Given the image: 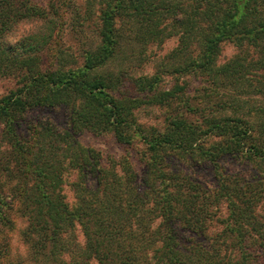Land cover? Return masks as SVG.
<instances>
[{
	"label": "trees",
	"instance_id": "16d2710c",
	"mask_svg": "<svg viewBox=\"0 0 264 264\" xmlns=\"http://www.w3.org/2000/svg\"><path fill=\"white\" fill-rule=\"evenodd\" d=\"M80 2L96 41L69 53L54 46V1L0 0V77L16 80L0 96V264H262L264 105L249 96L264 95V0ZM26 18L47 33L6 45ZM169 37L177 43L152 74L129 72ZM224 42L237 51L219 62ZM166 71L201 87L162 88ZM39 107L66 108V124L27 119ZM146 107L166 110L161 126L138 120ZM81 130L138 143L141 171L128 154L104 159L79 142ZM235 155L258 169L253 180L224 172L220 160ZM172 159L210 165L215 187Z\"/></svg>",
	"mask_w": 264,
	"mask_h": 264
},
{
	"label": "rangeland",
	"instance_id": "374dc122",
	"mask_svg": "<svg viewBox=\"0 0 264 264\" xmlns=\"http://www.w3.org/2000/svg\"><path fill=\"white\" fill-rule=\"evenodd\" d=\"M42 6H48L49 1H54L57 4L62 15V25L56 36V42L54 46L59 45L63 47V50H67L69 53H77L82 45L90 44L93 40L96 41V33L94 30L95 22L93 20H84L82 16L83 5L80 0H65L64 3L61 0H33ZM176 37H169L162 43L149 44L141 58L133 59L129 66V72L133 75L139 74H152L157 67L158 61L176 45ZM58 46V47H59ZM61 48V47H60ZM236 47L230 42H224L222 44L221 53L219 56V62H223L236 53ZM49 54V53H48ZM47 53L43 58L48 60ZM175 82L186 85L188 94L195 95L197 90L201 87L200 79L193 74L177 75L176 73L164 72L162 73L161 86L162 88L171 87ZM16 80L12 77H0V96L8 92L15 86ZM129 84L126 82L120 90L127 93H134L129 88ZM250 101L255 104L264 105V95L261 96L258 93L251 94ZM166 110L157 107H146L136 111V115L140 122L147 125L161 126L162 119ZM68 110L64 107L58 108H35L27 113V119L32 121H52L59 127H63L67 122ZM1 127V124H0ZM76 139L86 146L94 147L103 155L104 159L110 157L118 158L122 155L128 154L129 159L132 161L135 169L140 172L142 169V160L139 153L140 145L138 143L132 145H122L118 143L112 133L104 132L100 134L93 133L88 130H81L76 134ZM220 164L223 167L225 173L235 174L241 176L246 180H253L258 169L249 161L241 158L240 156H226L220 160ZM171 166L181 170L184 174L188 175L193 180L198 181L204 187L212 189L216 185V180L213 174L212 167L205 163H189L183 160L172 159ZM260 178H264V171L259 175ZM68 179L71 176L68 175L64 184L63 192L69 202H73V191L67 185ZM182 236H189L187 232H182ZM79 237L81 235L79 233ZM264 264V260H262Z\"/></svg>",
	"mask_w": 264,
	"mask_h": 264
},
{
	"label": "clouds",
	"instance_id": "9594fccd",
	"mask_svg": "<svg viewBox=\"0 0 264 264\" xmlns=\"http://www.w3.org/2000/svg\"><path fill=\"white\" fill-rule=\"evenodd\" d=\"M47 33L45 22L37 21L34 18H26L16 21L10 26L9 31L5 34L4 43L13 47L30 38Z\"/></svg>",
	"mask_w": 264,
	"mask_h": 264
}]
</instances>
